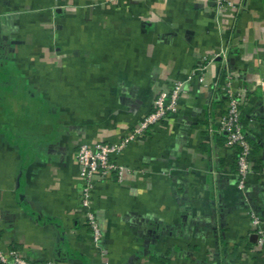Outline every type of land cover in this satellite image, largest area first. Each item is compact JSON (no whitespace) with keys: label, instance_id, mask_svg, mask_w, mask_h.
I'll return each instance as SVG.
<instances>
[{"label":"crops","instance_id":"0c3cea01","mask_svg":"<svg viewBox=\"0 0 264 264\" xmlns=\"http://www.w3.org/2000/svg\"><path fill=\"white\" fill-rule=\"evenodd\" d=\"M231 1L0 0L3 249L59 264H264L250 229L251 213L264 220V0ZM227 76L252 147L243 189L215 132ZM175 81L177 112L95 184L94 247L76 152L119 142Z\"/></svg>","mask_w":264,"mask_h":264},{"label":"built area","instance_id":"2783aa9c","mask_svg":"<svg viewBox=\"0 0 264 264\" xmlns=\"http://www.w3.org/2000/svg\"><path fill=\"white\" fill-rule=\"evenodd\" d=\"M219 10H236L237 6L231 0H213ZM226 50L220 49L203 58V61L224 60ZM202 71L203 68H199ZM226 97V108L216 122L215 132L223 135L227 148L236 149V176L238 188L243 189L248 178L253 173L251 161L252 147L244 133L240 119L243 104L242 89L237 88L231 76H227L222 86ZM183 92V83L175 81L169 90L159 92L153 99L151 111L142 118L138 126L117 143H98L93 147L81 145L76 158L82 180L80 204L92 245L98 247L101 241V231L92 212L91 198L97 181L118 176L123 168L115 162V156L120 154L130 141L143 137L154 126L166 121L178 110V101ZM250 229L256 237L255 247L264 257V220L256 214H250ZM1 231V228H0ZM0 264H59L49 260H30L16 251L3 249L0 245Z\"/></svg>","mask_w":264,"mask_h":264},{"label":"trees","instance_id":"16d2710c","mask_svg":"<svg viewBox=\"0 0 264 264\" xmlns=\"http://www.w3.org/2000/svg\"><path fill=\"white\" fill-rule=\"evenodd\" d=\"M153 259H155V258H153Z\"/></svg>","mask_w":264,"mask_h":264}]
</instances>
